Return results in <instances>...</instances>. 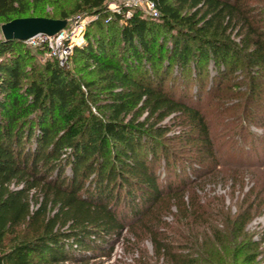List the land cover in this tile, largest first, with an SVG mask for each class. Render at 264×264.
<instances>
[{"label": "trees", "instance_id": "trees-1", "mask_svg": "<svg viewBox=\"0 0 264 264\" xmlns=\"http://www.w3.org/2000/svg\"><path fill=\"white\" fill-rule=\"evenodd\" d=\"M111 1L76 2L75 12L97 17L71 56L95 75L90 80L56 59L43 71L28 68L30 47L0 37V264H93L135 228L153 236L157 254L170 253L173 242L160 237L154 216L174 204L200 217L209 205L196 196L186 204L189 179L182 174L195 162L209 171L220 161L207 115L195 102L210 76L219 93H233L240 84L231 82L244 72L241 116L264 128V22L251 13L250 0H152L157 18L127 7L111 17ZM45 2L0 0V25L20 17L54 18ZM178 78L202 89L191 94L176 87ZM170 116L172 125L162 124ZM172 126L182 131L169 135ZM171 142L190 146L197 158ZM236 207L232 213L222 204L211 212L217 218L206 220L215 236L222 231L214 221L222 222L234 260L239 249L259 247L246 227L264 212V184L255 183ZM256 258L251 252L242 263ZM172 263L192 260L175 257Z\"/></svg>", "mask_w": 264, "mask_h": 264}, {"label": "rangeland", "instance_id": "rangeland-1", "mask_svg": "<svg viewBox=\"0 0 264 264\" xmlns=\"http://www.w3.org/2000/svg\"><path fill=\"white\" fill-rule=\"evenodd\" d=\"M148 0H112L108 4V8L111 13H118L124 7L131 10L139 9L149 17L157 18L152 9L147 5ZM77 0H46L43 5L46 13L55 19H60L63 13L68 14V24L66 27L67 37L65 40L66 45H76L83 42L84 34L88 30L93 32L89 24L96 19V16H92L86 12H75ZM251 13L255 14V18L260 22H264V0H250ZM112 17V16H111ZM108 17V20L111 19ZM106 20L105 22H107ZM262 24V23H261ZM2 25V24H1ZM0 25V37H3ZM88 28V29H87ZM237 30L234 31L233 37L235 40H240V35H236ZM168 46L171 44V39L167 42ZM30 47L29 66L33 65L37 70L43 71L44 66L49 59L60 60L56 56H49L44 46L27 45ZM74 48V47H73ZM41 49V52H39ZM73 51L68 54L65 61L60 64L61 66L72 69L75 74L84 80H90L95 77L94 74L89 73L90 69H84L82 63H73L72 59ZM78 67V68H77ZM174 73V69L172 70ZM212 73V72H210ZM236 77L233 82L238 85L233 89V93H228V90L220 91L216 90V83L212 86L211 76L207 79L206 86H204L203 96L200 101H195L196 104L206 113L209 120L211 136L214 143L215 152L219 158V165L214 163L210 166H204V171H201L197 162L189 167H185L187 175V191L185 196V202L188 203L191 196H196L201 200L202 204H208L205 206L199 215L188 214L184 209L178 208L173 204L171 207L164 209L161 214L155 215L153 218V224H158V231L166 241L173 242L170 253H164L159 255L156 253L155 244L152 240L150 233H144L141 229H134V231L124 232L120 241L116 243L110 256L93 261V264H173L172 258L186 257L188 260H192V264H234L237 262L241 264L244 257L255 252L257 258L251 263L244 264H264V240L262 234L264 232V212L257 213L246 227L249 239L252 242L259 243V247L255 251L248 249H239V257L237 260L233 259L234 250L230 245L226 232L221 221H214L215 226L222 232H218L219 236H215L213 229H208L207 218L215 220L217 218L211 212L222 206L231 208V212H236V202L241 200L243 194L248 192L252 186L256 183L258 187L264 184V128L260 127L254 121H247L242 118L241 113L246 102V87L245 73L239 70L236 73ZM170 81L174 78L170 77ZM180 84H182L180 86ZM185 86L190 88V93L194 94L196 88L200 87L199 84L191 79L189 80H176V87L181 88ZM230 86V85H229ZM202 89V86L200 87ZM219 93V94H218ZM227 94V95H223ZM260 102L264 105V97L260 99ZM93 112L98 113V109L92 108ZM241 116V117H240ZM145 115L142 116V119ZM173 116L166 118L162 124L169 126L173 123ZM182 131L181 126H172L169 135L178 134ZM169 146L177 148H184V154L187 156H193L197 158L196 151H192L190 154L188 151L190 146H180V142H171ZM256 149V150H255ZM200 157H198L199 159ZM245 164L246 166H240ZM194 166H198L199 172H196ZM162 177L167 174L162 169ZM190 178H189V177ZM234 178L243 179V185L238 184L235 186ZM172 179H175L173 177ZM191 181V182H190ZM241 191V193H240ZM221 204H220V203ZM220 204V205H217ZM38 205L33 204L32 208H36ZM219 206V207H218ZM208 208V210H207ZM204 209L209 211V214H205ZM226 210V208H225ZM204 212V213H203ZM54 213V212H53ZM204 214V215H203ZM202 216V217H201ZM219 218V217H218ZM191 224L193 229H187L184 224ZM216 229V228H214ZM189 236V239H184V236ZM182 236V237H181ZM70 264V263H67ZM243 264V263H242Z\"/></svg>", "mask_w": 264, "mask_h": 264}, {"label": "water", "instance_id": "water-1", "mask_svg": "<svg viewBox=\"0 0 264 264\" xmlns=\"http://www.w3.org/2000/svg\"><path fill=\"white\" fill-rule=\"evenodd\" d=\"M68 22V19L20 17L3 23L1 31L5 40L25 41L39 34L55 36L66 29Z\"/></svg>", "mask_w": 264, "mask_h": 264}, {"label": "built area", "instance_id": "built-area-1", "mask_svg": "<svg viewBox=\"0 0 264 264\" xmlns=\"http://www.w3.org/2000/svg\"><path fill=\"white\" fill-rule=\"evenodd\" d=\"M147 5L149 6L150 9L153 10L155 16L159 14L155 6V3L152 0H148ZM66 37H67V33L66 30H64L55 36L39 34L25 40L24 42L27 45H35L36 47L44 46L46 48L48 55L56 56L60 60V64H62L67 58L66 56L73 51V47H74V45L65 44Z\"/></svg>", "mask_w": 264, "mask_h": 264}]
</instances>
